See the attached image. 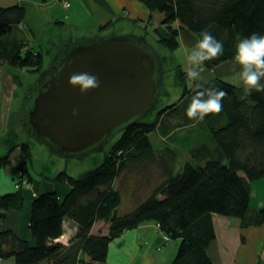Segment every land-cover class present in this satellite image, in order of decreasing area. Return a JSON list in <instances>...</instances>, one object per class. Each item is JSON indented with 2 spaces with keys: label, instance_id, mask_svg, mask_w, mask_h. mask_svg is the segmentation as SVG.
Here are the masks:
<instances>
[{
  "label": "trees",
  "instance_id": "16d2710c",
  "mask_svg": "<svg viewBox=\"0 0 264 264\" xmlns=\"http://www.w3.org/2000/svg\"><path fill=\"white\" fill-rule=\"evenodd\" d=\"M140 1L151 11L163 14L156 32L169 50L179 44L181 29L199 39L202 32H208L222 41L223 53L204 61L202 68L213 69L233 58L241 38L253 33L264 35V0ZM25 14L20 4L0 6V64L38 69L44 53L29 45L23 33L12 30ZM205 81V88L224 90L227 95L222 100V111L197 119V123L209 128V136L208 141L190 150L191 161L176 163L174 148L164 144L159 150L149 136L160 126L164 130L167 124L162 117L167 107L171 112L180 111L184 121L194 122L185 114L194 94L193 85L185 83L181 96L160 109L152 122L146 121L150 111L141 122L121 131L99 165L78 177L64 171L57 175L55 180L68 183L65 197L54 189L35 193L30 200L31 239L1 227L8 209L24 208V190L28 187L23 178L32 181L28 163L31 144L21 143L13 188L0 194V264L7 257H13L15 264H81L83 254L103 261L115 236L146 219L158 222L167 237L180 239L172 264H214L207 251L216 235L213 213L235 216L242 227L263 223L264 206L252 208L250 183L264 178V91L249 93L220 77ZM12 149L10 146L0 153V169L11 163ZM147 160L160 161L162 177L134 209L121 213L123 192L116 178L126 169L143 171V167L135 165ZM69 216L78 229L75 239L66 243L57 239L64 233ZM99 220L108 223L106 232L92 231V225Z\"/></svg>",
  "mask_w": 264,
  "mask_h": 264
},
{
  "label": "crops",
  "instance_id": "0c3cea01",
  "mask_svg": "<svg viewBox=\"0 0 264 264\" xmlns=\"http://www.w3.org/2000/svg\"><path fill=\"white\" fill-rule=\"evenodd\" d=\"M68 1L70 3L68 7L63 5L62 0H0V6H13L15 4L24 6L26 9L25 17L22 19L23 21L16 23V28L17 32H23L27 36L29 45L39 43L37 42L39 34L42 37L45 35L44 38L48 37L47 39L43 38L44 41L49 42L54 38L53 41L59 43L61 42V34H68L72 37V33L79 32L80 37H82L83 35L101 32L99 30L109 31L106 33H126L139 30L140 32H137L145 34L150 40V27L158 25L163 17L159 10L151 11L140 0ZM50 27L52 29H49ZM178 36L179 44L177 46H185L187 49H191L199 39L198 36L189 34L183 29L179 31ZM188 66L190 67V65ZM5 67H7L6 64H0V72ZM239 70V66L235 65L233 58H231L217 64L211 70L203 68L201 76L203 81L220 77L233 82L238 88L245 89L239 81ZM212 73L216 77H213ZM233 77L236 78L234 81ZM166 102L168 104L173 103L167 100ZM170 109H167L168 111L163 114V119L171 112L172 109ZM197 122V119L193 122L184 121L183 118L179 117L168 122L162 130L166 138L174 136L173 134L177 130L188 132L192 137L196 136L195 140L189 144L188 157L185 158V162L192 160L193 156L190 150L207 140L201 130V124ZM170 142L172 143L169 145L174 148L178 155L179 150L174 146L173 140ZM154 147L162 149L156 145ZM9 186L12 188L13 183ZM250 187L252 208L264 206V178L255 179L250 183ZM48 189L57 190L63 198L67 195L69 188L61 183L52 186L46 180L37 182V186L32 182V187L24 190L26 196L24 208L21 211L16 208L8 209L1 224L2 229L15 230L20 236L31 239L28 229L30 200L35 193ZM150 190L151 187L147 190L148 195ZM137 204L138 199L129 210L123 211H130ZM99 221L94 222L92 231L95 233L106 232L109 227L108 223L103 220L107 226L103 227ZM212 221H214L216 235L210 242L207 251L214 264H264V222L256 226L242 227L240 220L235 216L231 217L219 213H213ZM64 227V233L58 237V240L67 239V242H70L75 239L74 234L78 229L75 220L69 216L64 222ZM166 236L168 235L162 231L158 222L153 219H146V221L138 223L137 226L125 229L120 235L115 236L109 243L105 260L91 259L87 254H83L84 261L81 264H172L180 239L167 238ZM1 263L15 264L13 257L4 258Z\"/></svg>",
  "mask_w": 264,
  "mask_h": 264
},
{
  "label": "water",
  "instance_id": "95a60500",
  "mask_svg": "<svg viewBox=\"0 0 264 264\" xmlns=\"http://www.w3.org/2000/svg\"><path fill=\"white\" fill-rule=\"evenodd\" d=\"M51 63L26 98L25 119L37 140L62 157L103 151L111 136L141 122L162 95L164 58L139 32L72 38ZM74 72L96 75L100 87L81 94L67 83Z\"/></svg>",
  "mask_w": 264,
  "mask_h": 264
},
{
  "label": "rangeland",
  "instance_id": "374dc122",
  "mask_svg": "<svg viewBox=\"0 0 264 264\" xmlns=\"http://www.w3.org/2000/svg\"><path fill=\"white\" fill-rule=\"evenodd\" d=\"M49 29H52V27ZM150 29L151 33H148L150 41L161 51L162 58H164L165 69V82L162 89V95L157 101L158 104L156 108H154L146 118V121L149 120V122H152L160 109L169 106L166 100L168 102H173L178 99L183 92L182 89L184 84L186 83L187 86L191 87L194 82L189 80L185 73L189 68V63L186 57L190 49H187L185 46H176L175 49L169 50L167 47H164L162 42L159 40L158 33L156 32V26L150 27ZM13 30H15L14 32H17L16 24L13 25ZM99 31L101 32L88 34L87 37L112 34L106 33L109 32L106 30ZM17 33L22 34L23 32ZM22 35L26 36L24 33ZM70 36L71 35L68 34H61V42L55 43L53 41L54 38L51 37L53 40L47 42L43 40L45 35L42 37V35L39 34V36H37V42H39L40 45L39 43L33 44L36 45V48H40L42 53H44L42 65L38 69H27L7 64V67L2 69L0 72V153H5L9 150L10 146L13 148L11 163L0 169L1 195L3 193L10 192L13 188L9 185H11L15 180L14 176H16L17 173L16 160L21 151V143L25 141L31 144V155L28 163H30L29 171L30 174H32V181H27V177H24L23 181H26V185L28 189H30L32 187V182H34V185L37 186V182H44L45 180L52 186H55L56 183L68 186V183L55 180L56 176L60 173L66 172L65 174H67L68 172L72 176L78 177L83 175L86 171H88V169L96 167L103 161L106 151H110L109 148L114 145L120 136L121 132L117 135L111 136L109 143L105 147V151L99 150L98 152H91L86 156L75 158L68 156L62 157L56 152L54 153L50 150V145L46 140H43V142L38 141L35 135L27 129L25 124V113L27 110L25 108L26 98L31 95L32 90L35 88V84L42 77L41 73L44 70L49 69L56 52L61 49L63 43L68 42L72 39V37L75 40H79L81 35H79L78 32L76 34L72 33V37ZM205 69L211 70L208 67H205ZM212 76L216 77L213 73ZM232 79L234 81L236 78L233 77ZM167 109L170 108L167 107ZM180 115V111L179 113L169 112V114L165 116L164 121L167 124L168 122H172L179 118ZM10 128L12 129L10 130ZM162 130L163 127L160 126L159 129H153V131L149 133L154 145L164 147V144H171L172 142L170 141L173 140L174 146H176L179 150L176 162L178 164L185 162V158L188 157L187 149L189 144L195 140L196 136L192 137V135L188 132L177 130L175 131V134H173L174 136H168L166 138L164 137ZM201 130L204 132L203 134L207 139L206 141H208L209 128L201 124ZM127 156L128 155H124L123 157ZM133 164L134 163H132V165ZM135 166L143 167V171L139 172L137 169L131 168L126 169L116 178L117 186L123 192L122 211L129 210L137 199L138 201L143 200L148 195L147 190L151 187L152 183H155L160 177H162L160 161L147 160ZM122 211L121 213L125 212ZM99 222L103 227H107L103 220Z\"/></svg>",
  "mask_w": 264,
  "mask_h": 264
},
{
  "label": "clouds",
  "instance_id": "9594fccd",
  "mask_svg": "<svg viewBox=\"0 0 264 264\" xmlns=\"http://www.w3.org/2000/svg\"><path fill=\"white\" fill-rule=\"evenodd\" d=\"M201 38L196 41L187 54V61L190 65L186 76L193 81V95L191 102L186 109V116L192 120H202L205 115L219 113L222 111V100L227 95L224 90L204 87L201 72L202 65L206 60L217 58L223 53V43L217 40L208 32H202ZM235 65L239 66V81L245 91L251 93L264 91V35L253 33L250 36L241 38L236 44V52L233 57ZM67 83L78 88L81 94L100 87V80L96 75L88 72H74L68 77ZM76 109L73 110V115Z\"/></svg>",
  "mask_w": 264,
  "mask_h": 264
},
{
  "label": "built area",
  "instance_id": "2783aa9c",
  "mask_svg": "<svg viewBox=\"0 0 264 264\" xmlns=\"http://www.w3.org/2000/svg\"><path fill=\"white\" fill-rule=\"evenodd\" d=\"M62 3L65 7H68L70 5L68 0H62ZM167 237V236H166ZM168 238V237H167ZM58 240V239H57ZM63 242L67 243V239H62Z\"/></svg>",
  "mask_w": 264,
  "mask_h": 264
},
{
  "label": "flooded vegetation",
  "instance_id": "af4514ba",
  "mask_svg": "<svg viewBox=\"0 0 264 264\" xmlns=\"http://www.w3.org/2000/svg\"><path fill=\"white\" fill-rule=\"evenodd\" d=\"M51 66H52V63H51V65H50V67H49V69L51 68ZM165 82V81H164ZM25 124H26V126H27V129L31 132V133H33L34 132V130H33V126H29L27 123H26V119H25ZM12 128H10V130H11ZM9 130V131H10Z\"/></svg>",
  "mask_w": 264,
  "mask_h": 264
},
{
  "label": "bare ground",
  "instance_id": "6f19581e",
  "mask_svg": "<svg viewBox=\"0 0 264 264\" xmlns=\"http://www.w3.org/2000/svg\"><path fill=\"white\" fill-rule=\"evenodd\" d=\"M95 152V151H94Z\"/></svg>",
  "mask_w": 264,
  "mask_h": 264
}]
</instances>
